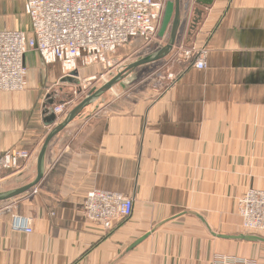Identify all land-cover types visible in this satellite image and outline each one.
I'll use <instances>...</instances> for the list:
<instances>
[{
	"label": "crops",
	"instance_id": "1",
	"mask_svg": "<svg viewBox=\"0 0 264 264\" xmlns=\"http://www.w3.org/2000/svg\"><path fill=\"white\" fill-rule=\"evenodd\" d=\"M0 25L29 31L24 0H0ZM175 44L204 45L207 67H140L55 136L42 181L0 203V264H264V233L245 234L237 214L249 189L264 190V0H180ZM23 64L26 88L0 97V153L32 157L0 172V192L34 179L62 121L55 106L130 63L62 75L31 51ZM93 189L131 196V216L109 230L86 221ZM13 215L30 219V234L11 228ZM241 235L262 241L230 238Z\"/></svg>",
	"mask_w": 264,
	"mask_h": 264
},
{
	"label": "built area",
	"instance_id": "2",
	"mask_svg": "<svg viewBox=\"0 0 264 264\" xmlns=\"http://www.w3.org/2000/svg\"><path fill=\"white\" fill-rule=\"evenodd\" d=\"M168 0H24V14L29 31L7 29L0 25V97L3 93L23 91L27 86L26 53L36 52L44 65L58 64L62 75L99 64L111 67L110 55L134 39L152 42L159 37L158 28ZM207 49L203 46L181 47L170 65L204 70ZM177 62V63H176ZM171 83L175 73L165 75ZM86 81L81 91L95 89ZM77 97L78 95L74 93ZM74 100L53 108L55 121L63 119ZM32 152L11 149L0 153V172H13ZM133 198L100 189L89 191L82 205L86 221L104 230L116 221L128 219L133 211ZM237 214L245 233H264V190L249 189L237 202ZM30 219L18 215L11 218L14 231L31 233Z\"/></svg>",
	"mask_w": 264,
	"mask_h": 264
},
{
	"label": "water",
	"instance_id": "3",
	"mask_svg": "<svg viewBox=\"0 0 264 264\" xmlns=\"http://www.w3.org/2000/svg\"><path fill=\"white\" fill-rule=\"evenodd\" d=\"M169 23L171 24V26L168 34V40L162 48L144 58H139L136 61L128 64L127 66L122 67L116 73V75H114L102 86L90 90L78 104H76L72 109L68 111L62 121L49 131L36 156V172L34 179L30 183L21 187L0 192V203L15 199L27 193L42 181L44 176V158L50 141L59 133H61L77 117H79L85 108L95 103L114 86L121 85L124 88L125 85L122 84V82L129 76H132L134 78L135 75L133 72H135V70H137L138 68L162 60L170 54L175 45L180 27V0H169V2L167 3L163 16L162 26L159 31V37H162L164 35ZM230 238L246 241H262V239L253 235H241L238 237Z\"/></svg>",
	"mask_w": 264,
	"mask_h": 264
},
{
	"label": "rangeland",
	"instance_id": "4",
	"mask_svg": "<svg viewBox=\"0 0 264 264\" xmlns=\"http://www.w3.org/2000/svg\"><path fill=\"white\" fill-rule=\"evenodd\" d=\"M162 21H163V17H162ZM162 21L159 25L158 33L161 29ZM170 26H171V24L169 23L168 27L166 29V32L159 39L156 38L154 41L149 42V43L143 39H134L130 43H128V44L122 46L121 48H119L118 50H116L109 57L110 62H111V67L109 68L110 71H113L115 68H117L118 64H121L122 66H124L127 63H131L133 61H136L138 58H144V57L156 52L160 48H162L168 40V34L170 31ZM181 47L190 48V47L183 46L181 44H177V45L175 44L172 51L170 52V54L166 58L159 60L157 62H154L152 64H149L150 66L147 67V68H149V70H146L145 72H154V75H157L159 73L158 71L173 70L175 68H179L178 64L170 65V61L174 58V55H176L179 52ZM126 58H128V62H127ZM106 68L107 67H105V69ZM147 68H145V69H147ZM107 77H109V75ZM91 83L94 84L93 81ZM82 97L83 96H81L79 98V100L74 104H78L81 101ZM74 104L72 105V107H74ZM245 234H247V233H245Z\"/></svg>",
	"mask_w": 264,
	"mask_h": 264
}]
</instances>
